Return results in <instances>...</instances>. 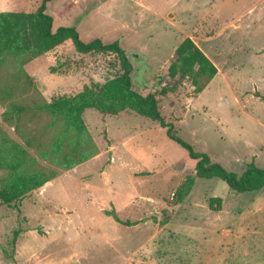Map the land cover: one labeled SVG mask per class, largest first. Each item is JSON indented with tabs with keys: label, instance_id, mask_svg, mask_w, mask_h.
Instances as JSON below:
<instances>
[{
	"label": "rangeland",
	"instance_id": "rangeland-1",
	"mask_svg": "<svg viewBox=\"0 0 264 264\" xmlns=\"http://www.w3.org/2000/svg\"><path fill=\"white\" fill-rule=\"evenodd\" d=\"M249 1L51 0L48 14L53 31L119 41L133 89L167 91L158 106L177 136L241 176L264 169V0ZM43 2L0 0V13ZM188 38L218 70L202 92L168 77ZM1 58L0 190L19 211L0 201V264H264V188L198 176L188 150L136 113L46 106L120 77L116 55L69 41Z\"/></svg>",
	"mask_w": 264,
	"mask_h": 264
},
{
	"label": "trees",
	"instance_id": "trees-1",
	"mask_svg": "<svg viewBox=\"0 0 264 264\" xmlns=\"http://www.w3.org/2000/svg\"><path fill=\"white\" fill-rule=\"evenodd\" d=\"M50 1L44 0L37 11L31 14L0 13V58L4 54L21 55L29 52L43 55L56 51L60 46L70 41L79 54L110 53L116 55L120 61L122 75L107 82L98 91L85 88L82 93L74 98L61 99L46 104L49 109L54 111L68 109L78 115L88 109L110 115H118L126 111L136 113L159 124L172 140L188 150L190 158L196 161L195 170L198 176L218 178L239 194L256 192L264 188V169L251 164L241 176H238L236 173L226 170L222 165L213 163L207 154L195 152L191 145L177 136V133L174 132V125L165 121L158 106L157 95L166 96L167 91L164 89L162 91L156 90L145 96L133 89L131 76L133 65L119 41L104 43L101 39H94L88 43L83 42L74 27H60L53 31L54 18L47 13ZM3 63L4 59L1 58L0 68ZM217 73L216 66L188 38L176 49V59L169 67L168 77L172 80L179 76L188 77L192 80L195 91L202 92ZM166 83L163 82L160 87ZM33 87L38 91L36 86L33 85ZM0 93H4L2 87H0ZM41 99L45 104L42 96ZM0 100L3 102L2 97ZM0 201L19 211L14 204L15 198L9 192L0 190Z\"/></svg>",
	"mask_w": 264,
	"mask_h": 264
},
{
	"label": "crops",
	"instance_id": "crops-1",
	"mask_svg": "<svg viewBox=\"0 0 264 264\" xmlns=\"http://www.w3.org/2000/svg\"><path fill=\"white\" fill-rule=\"evenodd\" d=\"M250 3H251V0L248 2V4H250ZM248 4H247L246 6H249ZM244 8H245V7H244ZM247 8H248V7H247ZM47 13H48V9H47ZM253 15H254V14L252 13L251 16H253ZM254 26H255V25H254ZM258 26H261V27H262L263 24H259ZM257 32H258V31H257ZM212 81H213V80H212ZM212 81H211V82H212Z\"/></svg>",
	"mask_w": 264,
	"mask_h": 264
}]
</instances>
